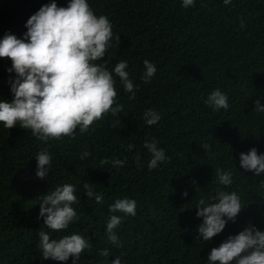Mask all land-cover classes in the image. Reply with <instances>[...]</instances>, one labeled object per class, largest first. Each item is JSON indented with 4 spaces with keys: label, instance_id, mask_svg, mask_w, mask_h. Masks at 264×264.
<instances>
[{
    "label": "trees",
    "instance_id": "1",
    "mask_svg": "<svg viewBox=\"0 0 264 264\" xmlns=\"http://www.w3.org/2000/svg\"><path fill=\"white\" fill-rule=\"evenodd\" d=\"M50 2L0 0V38L7 32L22 37L30 16ZM56 2L67 6L69 0ZM88 2L97 16L106 15L113 25L109 68L127 60L126 71L139 90L129 99L115 77L123 112L107 115L88 133L80 134L77 128L75 139L44 143L30 130L5 129L0 123V264H73L71 257L67 262L42 259L37 247L41 228L53 239L69 234L89 239L92 248L77 264H102L98 252L103 248L109 249V264L117 256L121 264H207L211 249L229 236L250 224L264 231V174L244 172L239 159L253 147L264 154V113L254 111L257 99L264 105V0H232L230 5L195 0L189 8L182 7V0ZM146 59L157 67L151 83L140 79ZM10 66L9 59L0 58L3 100L12 98ZM216 88L228 96L227 110L214 111L205 104ZM147 109L159 112L157 124L144 122ZM153 138L168 159L149 170L150 153L143 144ZM201 143H208L211 152ZM129 144L135 145L130 151ZM45 148L52 168L42 180L35 175L34 156ZM84 151L91 155L81 160ZM117 158L126 163H101ZM218 167L232 171L231 186L216 182ZM85 182L103 195V203L88 199ZM66 183L76 186L78 202L73 207L79 219L53 232L38 219V197ZM218 190L236 191L243 208L235 222L205 242L197 239L202 218L195 207L200 199L211 203ZM125 197L137 201L136 215L115 213L123 217L116 229L122 247H116L106 236L109 205Z\"/></svg>",
    "mask_w": 264,
    "mask_h": 264
},
{
    "label": "clouds",
    "instance_id": "2",
    "mask_svg": "<svg viewBox=\"0 0 264 264\" xmlns=\"http://www.w3.org/2000/svg\"><path fill=\"white\" fill-rule=\"evenodd\" d=\"M232 0H224L230 5ZM195 6V0H182V7ZM27 31L22 37L11 32L0 38V58L9 59L11 66L8 83L12 94L11 100L0 99V123L5 129L17 126L30 130L37 140L47 143L50 140H61L64 137L75 139L76 130L80 134L88 133L92 126L107 115L117 116L123 112V105L117 103L118 92L116 79L119 78L123 92L135 99L139 85L130 78L127 60L115 62L110 69L112 58L107 55L112 47L113 25L106 15L97 16L88 0H69L67 6H58L56 0L44 4L27 20ZM241 28L244 27L241 19ZM120 40V36H116ZM107 57V59H105ZM144 71L140 79L151 83L157 72L156 65L144 60ZM14 73V76L12 75ZM205 104L214 111L229 108L228 96L219 88L212 90ZM254 111L264 113V105L255 101ZM127 116V114H124ZM161 115L155 109H147L143 120L148 126L157 124ZM119 123L117 120L113 127ZM134 144L128 145L132 150ZM143 147L150 153L147 163L149 170H154L165 162V150L158 147L157 141L145 140ZM200 147L211 152L208 143ZM91 153L84 151L83 160ZM38 161L35 175L39 179L49 176L52 168V156L45 148L35 154ZM240 167L244 172H252L256 176L264 174V154H259L253 147L240 153ZM111 163L113 167H122L125 160L105 159L102 164ZM140 164V157H136ZM215 180L219 185L231 186L233 173L231 170L216 168ZM88 199H95L97 204L103 203V195L96 192L88 182L83 184ZM76 186L63 184L54 190L38 197L39 216L43 226L53 232L65 230L79 217L73 205L78 202ZM187 197V191L183 194ZM197 217L202 222L197 227V239L211 241L213 237L225 229L229 221L235 222L243 206L236 191L218 190L211 203L204 199L198 201ZM137 201L131 198L116 199L109 205V219L106 223L107 240L116 247H122L116 229L123 217L135 216ZM37 247L44 260L52 259L67 262L73 258L77 264L81 254L92 248V243L82 234H69L53 239L50 232L41 228L38 231ZM103 257L102 264H109L108 248L99 250ZM111 264H121L116 257ZM207 264H264V231L251 224L236 235L229 236L218 247L211 249L207 256Z\"/></svg>",
    "mask_w": 264,
    "mask_h": 264
}]
</instances>
